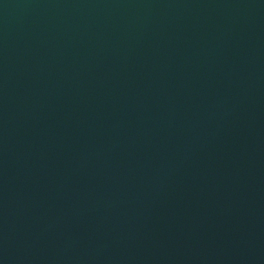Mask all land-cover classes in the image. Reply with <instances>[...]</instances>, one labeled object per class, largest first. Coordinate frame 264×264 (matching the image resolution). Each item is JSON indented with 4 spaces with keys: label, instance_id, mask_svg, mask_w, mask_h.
I'll return each mask as SVG.
<instances>
[{
    "label": "water",
    "instance_id": "95a60500",
    "mask_svg": "<svg viewBox=\"0 0 264 264\" xmlns=\"http://www.w3.org/2000/svg\"><path fill=\"white\" fill-rule=\"evenodd\" d=\"M0 264H264V0H0Z\"/></svg>",
    "mask_w": 264,
    "mask_h": 264
}]
</instances>
